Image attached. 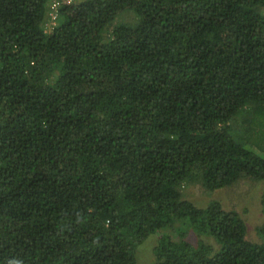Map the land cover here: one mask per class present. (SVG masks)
<instances>
[{"label":"trees","instance_id":"16d2710c","mask_svg":"<svg viewBox=\"0 0 264 264\" xmlns=\"http://www.w3.org/2000/svg\"><path fill=\"white\" fill-rule=\"evenodd\" d=\"M263 9L0 0V264H264V195L260 241L183 195L264 181Z\"/></svg>","mask_w":264,"mask_h":264},{"label":"rangeland","instance_id":"374dc122","mask_svg":"<svg viewBox=\"0 0 264 264\" xmlns=\"http://www.w3.org/2000/svg\"><path fill=\"white\" fill-rule=\"evenodd\" d=\"M51 12H54L52 4H50L49 9V13ZM49 17L52 18V16L48 15V18ZM51 18L49 20L50 22L48 21V26H50V28L47 26L48 31H50L52 29L51 27L54 25L53 19ZM120 19L129 22L132 16L126 13L123 14ZM183 195L199 206H205L210 199L218 198L226 209L239 210L248 221V239L251 241H260V236L256 228L263 221L261 198L262 195H264V181L245 178L237 182L232 190L222 188L213 192L204 189L201 185H190L183 188ZM158 237V235H151L147 241L138 248L136 264H155L156 257L154 255V247L158 244Z\"/></svg>","mask_w":264,"mask_h":264},{"label":"built area","instance_id":"2783aa9c","mask_svg":"<svg viewBox=\"0 0 264 264\" xmlns=\"http://www.w3.org/2000/svg\"><path fill=\"white\" fill-rule=\"evenodd\" d=\"M66 2H73V0H66ZM52 7L54 9V12H51L49 13L50 16H52L51 19H53V23L54 25H56V18H57V15H58V6H59V2H52ZM53 27V26H52Z\"/></svg>","mask_w":264,"mask_h":264}]
</instances>
